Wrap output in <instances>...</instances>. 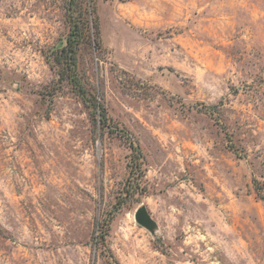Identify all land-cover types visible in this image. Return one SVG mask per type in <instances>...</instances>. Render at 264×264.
<instances>
[{
    "label": "rangeland",
    "instance_id": "374dc122",
    "mask_svg": "<svg viewBox=\"0 0 264 264\" xmlns=\"http://www.w3.org/2000/svg\"><path fill=\"white\" fill-rule=\"evenodd\" d=\"M95 1L80 65L145 172L69 86L43 95L59 0H0V264H264V0Z\"/></svg>",
    "mask_w": 264,
    "mask_h": 264
},
{
    "label": "trees",
    "instance_id": "16d2710c",
    "mask_svg": "<svg viewBox=\"0 0 264 264\" xmlns=\"http://www.w3.org/2000/svg\"><path fill=\"white\" fill-rule=\"evenodd\" d=\"M59 3L64 10L69 30L61 43L50 46L42 51L56 75L54 81L49 86L51 93L43 92V95L47 96V94H49L48 96H51L52 101L57 93L69 86L71 91L79 97L95 120H98L104 128H116L111 127V122H109L110 117L102 102V96L99 92L92 90L88 86L86 72L80 65V53L82 49L86 48V46L96 47L101 45L96 1L59 0ZM203 108L208 113L213 114L218 109V105H203ZM116 130H118V133L122 132L120 136L123 138L130 139V147L132 149V158L128 164L130 175L136 170L144 174L145 157L140 145H135L136 142L129 137L131 134L128 130L117 128ZM124 190L127 194L122 197L121 201L116 203V206H121L125 202V199L133 194L135 185L129 181L128 187L124 188ZM257 190L259 193L262 192L259 188ZM111 223L112 217L110 214L100 222L98 229L99 233L96 243L98 245L102 244L105 248H109L107 238L109 236ZM109 256L111 257L110 264H122L117 260L114 254L111 253Z\"/></svg>",
    "mask_w": 264,
    "mask_h": 264
},
{
    "label": "water",
    "instance_id": "95a60500",
    "mask_svg": "<svg viewBox=\"0 0 264 264\" xmlns=\"http://www.w3.org/2000/svg\"><path fill=\"white\" fill-rule=\"evenodd\" d=\"M135 219L140 225L147 228L152 234H154L158 229V224L148 211L146 205H141L136 209Z\"/></svg>",
    "mask_w": 264,
    "mask_h": 264
}]
</instances>
